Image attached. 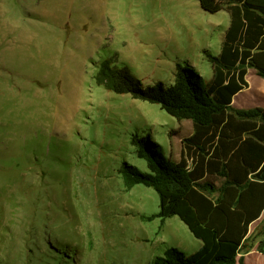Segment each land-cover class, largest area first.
Masks as SVG:
<instances>
[{
    "label": "rangeland",
    "instance_id": "1",
    "mask_svg": "<svg viewBox=\"0 0 264 264\" xmlns=\"http://www.w3.org/2000/svg\"><path fill=\"white\" fill-rule=\"evenodd\" d=\"M228 23L198 0H0V264H150L199 247L177 216L146 220L157 193L119 172L137 162L132 135L178 161L192 122L95 75L111 58L144 86L174 83L177 64L210 79L205 52L219 53ZM247 81L264 85L252 68ZM248 92L232 106H264V90Z\"/></svg>",
    "mask_w": 264,
    "mask_h": 264
},
{
    "label": "trees",
    "instance_id": "2",
    "mask_svg": "<svg viewBox=\"0 0 264 264\" xmlns=\"http://www.w3.org/2000/svg\"><path fill=\"white\" fill-rule=\"evenodd\" d=\"M198 3L208 13H229L219 53L205 52L210 79L177 64L174 83L144 86L111 58L100 61L95 75L96 84L109 91L157 104L177 120L192 122L178 161L147 136L132 135L137 162L119 168L126 188L141 184L157 193L158 212L146 220L178 216L191 230L201 226L211 232L210 243L196 251L168 246L150 264H245L237 255L249 225L264 209V106H232L233 97L248 86L249 68L264 78V0ZM255 232L257 250L264 255V223Z\"/></svg>",
    "mask_w": 264,
    "mask_h": 264
},
{
    "label": "crops",
    "instance_id": "3",
    "mask_svg": "<svg viewBox=\"0 0 264 264\" xmlns=\"http://www.w3.org/2000/svg\"><path fill=\"white\" fill-rule=\"evenodd\" d=\"M221 11L225 12L226 15L229 16V13H228L227 10H221ZM247 75H248V70H247V74H246V80H247ZM247 88H248V90L250 89L249 83H248V86L246 88H244V89H247ZM263 88H264V85H261L257 89L248 92V94L245 95L248 98L246 102L247 103L251 102L252 100H251L250 96L251 95L252 96L255 95L259 91L261 92V90H264ZM238 93L235 96L240 95ZM235 96L233 97V100H234ZM249 97H250V99H249ZM233 100H232V104L234 103ZM263 223H264V209H263L261 215L259 216V218L257 220H255V221H253L249 225L248 233L246 235V240L244 241V244H243V246H242V248L240 250V253L237 255V258H239V257L243 258V261H244L245 264H264V255L257 250V244H258V241L260 239V236H256V232H255L256 227H258L257 225H259V224L262 225ZM201 228L203 230H201ZM201 228H199V229H200L201 233L204 236V240H202L200 242V245H199L198 248H200L205 243L209 244L210 241H211V232L209 230L203 228V227H201Z\"/></svg>",
    "mask_w": 264,
    "mask_h": 264
}]
</instances>
